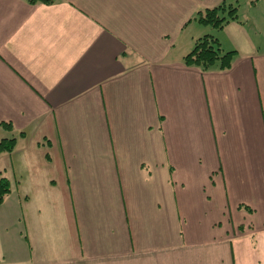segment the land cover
I'll return each mask as SVG.
<instances>
[{
    "label": "crops",
    "instance_id": "0c3cea01",
    "mask_svg": "<svg viewBox=\"0 0 264 264\" xmlns=\"http://www.w3.org/2000/svg\"><path fill=\"white\" fill-rule=\"evenodd\" d=\"M4 138L0 264H264V0H0Z\"/></svg>",
    "mask_w": 264,
    "mask_h": 264
},
{
    "label": "trees",
    "instance_id": "16d2710c",
    "mask_svg": "<svg viewBox=\"0 0 264 264\" xmlns=\"http://www.w3.org/2000/svg\"><path fill=\"white\" fill-rule=\"evenodd\" d=\"M29 5L44 4L49 5L55 0H26ZM196 21L201 25L222 29L230 22L238 21V5L222 2L216 7L199 12L196 15ZM234 52H223L218 40L211 35H204L195 40L191 51L183 57V64L187 67L200 68L202 72H206L211 67L217 65L222 71L231 67ZM6 129H11L8 123L2 124ZM15 140H0V155L12 152ZM11 192L10 182L0 173V204ZM250 211V210H249Z\"/></svg>",
    "mask_w": 264,
    "mask_h": 264
}]
</instances>
